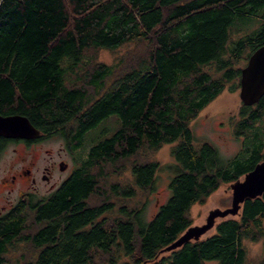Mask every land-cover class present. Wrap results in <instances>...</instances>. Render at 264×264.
<instances>
[{
    "label": "trees",
    "instance_id": "1",
    "mask_svg": "<svg viewBox=\"0 0 264 264\" xmlns=\"http://www.w3.org/2000/svg\"><path fill=\"white\" fill-rule=\"evenodd\" d=\"M130 43L142 48L120 59L115 75L84 58ZM262 44L264 0H0V114L26 116L73 150L90 143L57 190L19 199L0 216V264H264L248 259L244 245L264 244V193L211 235L161 252L191 226V206L264 161V94L240 105L234 132L242 147L231 158L197 143L190 128L228 85L240 87L242 65ZM113 115L112 133H95ZM164 144H174L175 175L150 219L147 200L92 203L101 190L121 201L136 188L150 193L160 165L135 157ZM130 159L136 188L101 185L107 167ZM18 244L32 251L13 257Z\"/></svg>",
    "mask_w": 264,
    "mask_h": 264
},
{
    "label": "rangeland",
    "instance_id": "2",
    "mask_svg": "<svg viewBox=\"0 0 264 264\" xmlns=\"http://www.w3.org/2000/svg\"><path fill=\"white\" fill-rule=\"evenodd\" d=\"M139 47L142 48V45L130 43L123 45L115 51H109L105 49H98L95 51L89 50L85 53L84 58L89 60L90 62H93V60H95V62L105 63L111 66L115 70V75L119 70L123 69L122 67L118 69V67L121 65H118V63L121 61L120 59H123L125 61L127 58H129V53H133L141 49ZM239 91L240 87L234 90V84L228 85L226 89L202 111H200L197 117H195L190 123V128L196 142L201 143L207 141L213 144L218 149L221 156L225 159L235 156L242 147L243 138H238L234 132L238 110L240 108V105L242 104L239 97ZM116 118L117 117L113 115L109 117L108 120L101 122L96 129L97 131L95 130V133L99 131V135L101 134L103 136L112 133L114 127L116 126ZM257 125V127H259V131L264 132V117L261 123H258ZM89 144L90 143L85 142L83 148L73 150L72 152L68 151L67 142L59 136H53L49 139H46L45 141H40L39 145H34L29 148L24 147L21 144H5L0 153V180L4 176L14 173V170L21 164H25V166H27L30 161L35 162L36 165L41 168L42 166L52 161H56L57 165L60 161H64L65 163L70 165V162H74L73 160L75 158L78 162L80 161V159H83L86 156ZM174 144H164L153 152L142 150L135 157L138 162L156 160L160 165L153 183V190L150 193L137 190L136 186L134 185L133 176L130 172V167L133 160H124L122 162H118V164L116 165L107 167V169L105 170L106 175L103 172L101 185H107L105 187L106 189L110 188V186L114 183L120 184V188L134 187L136 188V195L132 198L128 197L127 199L121 201L110 195L109 197H107V193H103V190H101L102 193H99L98 197L93 198L91 200L92 203L97 204L100 202V200L108 199L116 206L126 203L127 206L131 207L136 205L140 206L144 200H147L144 215L146 219H150L157 212L159 206L167 201V199L170 197L168 185L175 175V171L173 168L175 162L171 155V149ZM32 153H34L35 155L33 156ZM23 158H25V160H22ZM36 158H38V160H36ZM10 164H13L14 168H10ZM61 172L62 171L60 170L55 172V177L61 176V178H64L68 175V172ZM39 185L40 190L39 192H37V194L33 193L32 195H26L32 196V198L36 200L47 196L48 194L45 193V189L47 186H44L43 184ZM22 189L25 191L24 187H22ZM2 190L3 187L0 184V191L2 192ZM26 190L28 191L29 189L27 188ZM1 192L0 205H7L8 200L14 201V198L16 197L15 192L11 193L10 196H8L7 192ZM230 203V184L222 185L216 192L209 196L204 204H194L193 206H191L189 210V215L192 219L191 225L204 224L210 210L215 208L224 209L226 207H229ZM115 215V211H112L105 214L104 217L107 219H112ZM219 220L220 219H217L216 222H218ZM213 232L214 227L209 229L204 235H202L201 238H205L211 235ZM244 245L248 259L264 257V244L262 242L245 240ZM249 245H258L259 247L253 253L250 250ZM12 250L13 257H15L16 255L18 256L22 252L29 255V252L32 251L29 246L24 244H18L14 246L12 247ZM32 254L34 256L35 251H33ZM101 258L103 260L105 259L103 256H101ZM120 259H126V257L123 256Z\"/></svg>",
    "mask_w": 264,
    "mask_h": 264
},
{
    "label": "water",
    "instance_id": "3",
    "mask_svg": "<svg viewBox=\"0 0 264 264\" xmlns=\"http://www.w3.org/2000/svg\"><path fill=\"white\" fill-rule=\"evenodd\" d=\"M239 84V97L245 106L257 103L264 94V44L250 54L245 66L241 68ZM39 135L40 130L35 128L26 116L0 114V136L31 139ZM64 168L65 166L60 167L61 170ZM230 189L231 203L229 207L210 210L204 224L189 226L161 252L177 249L188 241L199 240L202 235L214 227L217 219L237 216L246 199L261 196L264 193V161L258 162L243 178L231 183Z\"/></svg>",
    "mask_w": 264,
    "mask_h": 264
},
{
    "label": "flooded vegetation",
    "instance_id": "4",
    "mask_svg": "<svg viewBox=\"0 0 264 264\" xmlns=\"http://www.w3.org/2000/svg\"><path fill=\"white\" fill-rule=\"evenodd\" d=\"M53 136H45L41 131L40 135L35 138L31 139H21V138H6L0 136V141L4 142L5 144H16V145H23L24 147H31L34 145H39L40 141H45L46 139H49ZM67 142V141H66ZM68 151L72 152L73 149L71 147L70 143H67ZM16 150V149H15ZM76 150V149H74ZM1 153V152H0ZM34 156L35 154L32 153ZM22 160H25L23 158ZM38 160V158H36ZM74 162H70V165L65 163L64 161H60L58 165L56 164V161L49 162L48 164L39 167L36 165L35 162L30 161L27 166L25 164H21L18 168L14 170V173H11L7 176H4L0 180V184L3 187V190L1 193L7 192L8 196L11 195V193L15 192L16 197L13 200H8L7 205H0V216L8 212L19 199H23L24 197H27L26 194L32 195L33 193L37 194L39 192V184H43L44 186H47L45 189L46 194H50L57 190L59 186L62 184L64 180L68 178V176L73 172L77 165V160L74 158ZM67 164V165H66ZM65 166L64 170H61L60 167ZM67 166V167H66ZM10 168H14L13 164H10ZM58 170L62 172H68V175L64 178H61V176L55 177V172ZM61 172V173H62ZM27 182V183H26ZM24 187L25 191L22 189ZM29 189L28 191L26 189ZM44 193V194H45Z\"/></svg>",
    "mask_w": 264,
    "mask_h": 264
},
{
    "label": "clouds",
    "instance_id": "5",
    "mask_svg": "<svg viewBox=\"0 0 264 264\" xmlns=\"http://www.w3.org/2000/svg\"><path fill=\"white\" fill-rule=\"evenodd\" d=\"M258 247H259L258 245H257V246H251V245H249V248H250V250H251L253 253L257 250Z\"/></svg>",
    "mask_w": 264,
    "mask_h": 264
}]
</instances>
